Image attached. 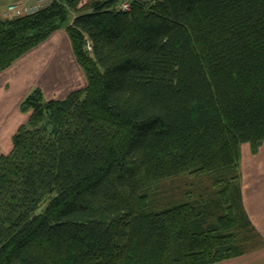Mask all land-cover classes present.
Wrapping results in <instances>:
<instances>
[{
    "label": "trees",
    "instance_id": "obj_1",
    "mask_svg": "<svg viewBox=\"0 0 264 264\" xmlns=\"http://www.w3.org/2000/svg\"><path fill=\"white\" fill-rule=\"evenodd\" d=\"M81 1L0 20V72L64 29L86 79L19 105L27 120L0 154V264H218L263 249L239 168L241 146L264 143V0Z\"/></svg>",
    "mask_w": 264,
    "mask_h": 264
},
{
    "label": "rangeland",
    "instance_id": "obj_2",
    "mask_svg": "<svg viewBox=\"0 0 264 264\" xmlns=\"http://www.w3.org/2000/svg\"><path fill=\"white\" fill-rule=\"evenodd\" d=\"M35 1L22 0L17 3L24 6H34ZM94 1L100 0H82L78 9L86 11L90 3ZM14 4L16 3L9 6ZM2 12L4 9L0 10V18ZM75 14V12L70 14L69 21L73 19ZM3 16L4 18L12 17L9 13ZM67 38L64 29L60 30V33L54 35L47 43L27 54L8 70L0 72V133L2 129L11 125V120L14 117L17 127H12V132H16L26 122L28 116L20 112L19 105L34 89H40L44 100L49 101L64 99L71 92L86 86V79L74 60L71 45ZM24 118L23 124L19 122ZM14 133L10 137L0 135V150L12 149L11 140ZM240 154L239 173L242 192L244 193L243 202L245 200L244 204H247L248 208L249 195H252L264 211V201L259 196V194H264V143L259 146L256 153L252 152L249 144H244L241 146ZM258 214L253 212L257 223L260 220ZM262 240L264 241L263 237ZM248 255L255 256L253 254Z\"/></svg>",
    "mask_w": 264,
    "mask_h": 264
},
{
    "label": "crops",
    "instance_id": "obj_3",
    "mask_svg": "<svg viewBox=\"0 0 264 264\" xmlns=\"http://www.w3.org/2000/svg\"><path fill=\"white\" fill-rule=\"evenodd\" d=\"M22 0H0V10L1 9H4V12L1 13V19H4V13L6 11V8L12 4V3H16V4H19L17 2H20ZM123 2V1H122ZM60 31L54 33L50 39L56 35V34H59ZM68 39V38H67ZM49 41V40H48ZM48 41H46L45 43H47ZM45 43H43L42 45H44ZM41 45V46H42ZM71 47V46H70ZM39 48V47H38ZM36 50V49H35ZM31 53V52H30ZM25 57V56H24ZM21 60V59H20ZM18 62V61H17ZM14 66V65H13ZM24 116V115H22ZM15 118V117H14ZM12 119L11 120V125H8L7 127H5L4 129H2V132L0 133V135L2 136H11V134H13L15 131L12 132V127H17V124L15 125V120L16 119ZM19 122H22V124L25 122V118L22 119L21 121ZM14 124V125H13ZM14 130V129H13ZM12 132V133H11ZM9 146H10V143H9ZM11 151V149L9 150L6 149L5 151L3 150H0V154L2 155H5V154H8L9 152ZM244 194V193H243ZM264 194H259V196H261V200L264 201V197H263ZM250 196V199H249V205H248V208H247V204L245 205L244 204V207L246 209V211L248 212V216L253 224V226L255 227V229L258 231V233L261 235V237L264 238V211H262V209L259 207V204L257 203V199H253L254 197L252 195H249ZM244 197V196H243ZM256 198V197H255ZM244 203H245V200H244ZM253 212L254 214L255 213H259L258 214V217H260V220L259 222L257 223L255 221V218H254V215H253ZM250 254H253L255 256H249V255H245V256H242V257H239V258H235V259H231V260H227V261H223L221 263H218V264H264V248L263 249H260L258 251H255L253 253H250Z\"/></svg>",
    "mask_w": 264,
    "mask_h": 264
},
{
    "label": "built area",
    "instance_id": "obj_4",
    "mask_svg": "<svg viewBox=\"0 0 264 264\" xmlns=\"http://www.w3.org/2000/svg\"><path fill=\"white\" fill-rule=\"evenodd\" d=\"M52 1L54 0H51V1L50 0H36L33 3L34 6H24L21 4H14L8 7L6 14L9 13L11 16H16V17L22 16V15H30V14L36 13L40 9L49 5L50 3H52ZM129 8H130L129 1L122 2L121 4L117 6V9L123 12H127ZM87 49L88 51L91 50L89 46H87Z\"/></svg>",
    "mask_w": 264,
    "mask_h": 264
}]
</instances>
